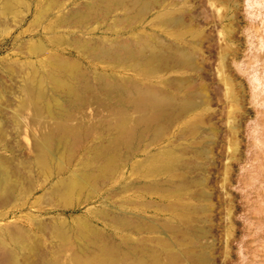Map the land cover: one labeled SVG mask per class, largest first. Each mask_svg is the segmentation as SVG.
Returning <instances> with one entry per match:
<instances>
[{
    "label": "rangeland",
    "instance_id": "obj_1",
    "mask_svg": "<svg viewBox=\"0 0 264 264\" xmlns=\"http://www.w3.org/2000/svg\"><path fill=\"white\" fill-rule=\"evenodd\" d=\"M72 1L66 0L69 5L62 11L54 10L43 18L37 12L47 0H0V164L5 161L4 165L13 169L10 170L15 174L13 177L19 178L11 185L0 186V192L6 196H1L0 205L5 202L10 205L0 206V264L7 263L11 256L19 264H51L57 253L62 255L69 251L65 248H74L77 231H87L81 224L84 218L103 228V220L95 215L100 209L112 214L128 211L126 215L131 214L136 221L142 218L136 215L140 213L145 218V223L142 219L140 223L148 226L152 222L156 231L133 235V239L137 242L136 238L142 237L141 244L157 250L163 259L167 258L165 253H175L178 257L173 264H264V0H163L161 6L148 13L138 31L180 43L189 49L194 62L191 69L168 72L161 78L184 79L191 89L202 88L204 107L171 125L167 135L155 144L145 140L147 153L135 157L139 162L135 165L139 167L128 166L125 170L128 179L121 183L129 186L132 181V191L121 192L122 186L117 184L115 189L119 193L106 203L97 197L78 204L75 196L74 203L66 205L65 190L58 187V191L54 185L57 177L53 180L46 177L48 167L56 164L37 159L33 150L37 137L32 131L19 135L22 131L18 120L29 118L45 126L52 122L46 111L37 115L26 93L27 86L35 88L37 80L51 71L50 52L58 47L66 56L75 57L71 37H115L112 31L105 32L112 20L96 24L90 34L77 28L48 29L50 25L56 26L60 15L73 8ZM173 17L181 20L179 27L164 23ZM81 60L85 67L95 64L96 68L89 67L93 70L92 79L106 65L91 62L85 55ZM128 74L132 72L121 73ZM160 87L177 93L164 84L160 83ZM46 88L50 90L47 82ZM82 110L75 111V117L84 127L99 126L97 119L106 114L98 103ZM15 111L20 112L19 117ZM96 113L102 116L96 117ZM14 125H19V129ZM181 130L186 135L183 138L178 135ZM166 148L175 150L174 155L190 163V167L157 175L149 165L151 162L145 159ZM147 173L149 179L141 177ZM170 175L176 184L183 182L181 194H174L172 188L168 197H164L160 190L148 194L141 188L153 179L158 181ZM136 184L138 190L133 188ZM50 185L55 186L53 192ZM126 197L133 202L120 201ZM134 201L147 207L136 202L137 206ZM197 254L205 259L198 261ZM3 256L7 261L2 260ZM43 256L49 257L50 262Z\"/></svg>",
    "mask_w": 264,
    "mask_h": 264
},
{
    "label": "bare ground",
    "instance_id": "obj_2",
    "mask_svg": "<svg viewBox=\"0 0 264 264\" xmlns=\"http://www.w3.org/2000/svg\"><path fill=\"white\" fill-rule=\"evenodd\" d=\"M47 1L48 3L38 10L39 17L46 18L54 10L59 12L69 5L66 0ZM77 1H72L74 6L69 8L68 12L63 10L67 13L58 17L59 20L55 27L50 25L47 28L51 31L59 28H77L81 32L90 34L95 31L96 24L112 20L113 24L107 25L105 32L112 31L115 37L111 38L107 35L91 36L88 39L71 37L75 57L66 56L63 54V49L58 47L55 51L53 50L54 52L49 51L48 64L52 68L51 71L45 72L39 81L37 80L35 88L27 86L26 93L30 101L29 104L33 105L37 115L46 111L52 122L45 126L46 124L43 125L38 121L35 123L33 119L30 120L26 117L29 121L23 120L24 118L21 121V117L18 120L20 124L18 126L22 131L19 135L23 132L28 134L32 131L37 137L33 146L35 154L38 155L37 159L42 162L48 160V162L56 164L48 167L49 173L46 177L47 179L57 177L54 181L56 187L50 185L51 191L55 190H52L53 187L56 190L58 187L63 188L66 192V205L73 204L72 199L75 196H78V204L91 202L97 197L102 198L101 203H106L112 198V195L119 193V190L115 189L117 184L122 186L121 192L132 189L130 186L132 181L130 185L127 184L128 182L126 183L129 186H124L121 183L125 178L126 168L130 165L131 168L136 166L138 159L135 160V157L147 153V146H144L145 140L148 139L150 143L155 144L167 135L171 125L189 118L195 111L199 112L206 102L202 88H200L202 91L199 88L191 89L185 85L184 79L161 78L162 74L168 72L193 68L194 62L192 63L191 59L193 58H191L192 55L190 56V51L188 52L189 49L183 48L180 43L174 44L176 43L174 41L166 42L167 40L157 34L146 35L138 31V27L142 25L148 13L155 7L161 6L163 0ZM38 2L37 5H39ZM32 6L28 7L30 11H32ZM34 9H38V7ZM180 21L173 17L165 19L164 23L168 27L175 28L180 26ZM179 35L181 34L179 33ZM84 55L90 58L91 62L98 61L106 64L101 71H97L93 79L90 73L93 70L89 67H95V64L92 63L89 67H85L81 60ZM128 72H132V74L121 75V73ZM46 82L50 84L49 91H47ZM160 83L173 88L177 93L162 89ZM199 98L200 100H198ZM93 103H98L103 110H106V114L102 116L96 113V117L102 116L100 120L97 119L99 126L87 125L84 127L85 124L79 122L78 118L76 120L75 111L80 110L82 112V109L93 105ZM19 113L15 115L19 117ZM14 126L19 129L18 126ZM93 131H96L98 136L94 135ZM183 133V130L180 134L178 133L180 138H183V135L186 136ZM35 138L32 137L33 140ZM94 138L99 139V141L94 142ZM184 148L181 147L183 151H185ZM168 153H170L169 156H167ZM174 154H177L175 150L166 148L147 156L145 161L151 162L149 165L156 171L157 175L162 172L171 174L175 170H187L190 163L183 161L179 155ZM4 162L0 164V186L13 183L16 178L13 177L15 176L12 174L14 172L11 173L13 169H9V166H6V163L4 165ZM143 164L142 162L139 165L142 166ZM149 175L147 173L141 177L148 178ZM171 176L158 181L152 178L153 180H148L149 183L144 182L145 185H142L141 188L148 194H155L160 190L161 196L164 197H168L171 189L174 188V194L179 195L183 191L184 184L182 181L176 184ZM125 179L127 181L128 178ZM45 181L43 180V183ZM123 182L125 183V181ZM136 185H133V188L137 187L138 190L139 184ZM41 187L42 185H40V189ZM9 188L14 189L10 186ZM48 191L51 192L50 189ZM1 192L0 198L1 196L6 197ZM6 192L9 194V191L6 190ZM8 194H6L7 198ZM9 196L13 197L11 193ZM120 201L133 202L127 197ZM136 202L138 204V201ZM136 202L134 201V204ZM5 203L7 205V202ZM14 204H11L12 208ZM2 205L5 207L4 204ZM141 205L143 206L145 203ZM127 212L112 214L106 209L98 210L95 215L97 214L103 220V228L98 227L97 223L94 224L93 220H84V218L81 224L87 231H77L76 237H74V241H76L74 248H65L70 252H64V249V254L61 252L62 255L57 253L52 258L51 264H173L178 257L175 253H165L167 258L163 259L157 250L150 249L149 246H146L147 244H141L144 242L142 237L139 236L136 238L137 242L134 241L133 235L149 233L157 229L154 224L151 225L152 222L148 226L140 223L139 220L143 218L140 213L136 215L142 218L139 220L137 218L138 221H136L130 217L132 216L130 213H128L130 214L128 217ZM144 219H142L143 222ZM80 220H82L81 217ZM67 241V238L64 237L66 244ZM45 258L50 262L49 257L45 256ZM195 258L198 261L205 259L201 254H197ZM3 259L5 260V256ZM8 263L19 264V261L15 256H11L5 264Z\"/></svg>",
    "mask_w": 264,
    "mask_h": 264
}]
</instances>
